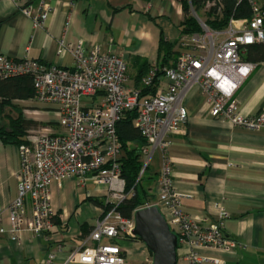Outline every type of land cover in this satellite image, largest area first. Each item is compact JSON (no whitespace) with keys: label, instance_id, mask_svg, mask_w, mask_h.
<instances>
[{"label":"built area","instance_id":"2783aa9c","mask_svg":"<svg viewBox=\"0 0 264 264\" xmlns=\"http://www.w3.org/2000/svg\"><path fill=\"white\" fill-rule=\"evenodd\" d=\"M12 1L34 27L42 26L50 9L46 0ZM241 1L244 0H235ZM246 1L250 15L230 16L222 28H210L199 19L200 30L181 39L182 50L173 64L160 67L156 62L151 63L140 78L139 88L127 86V64L123 56L99 44L87 49L82 41L59 39L57 55L70 53L71 67L44 64L27 55L16 59L0 54V77L30 75L32 99L56 105L61 126L56 132L30 130L26 142L16 146V196L6 207L0 204V235L7 234L9 240L18 243L26 232L32 235L48 232L55 214L50 191L55 180L74 178L82 185L91 174L96 185H105V203L118 204L133 195V190H125L121 176L122 149L116 122L126 112L134 111L133 124L145 141L140 150L143 166L137 180L144 174L153 153L158 151L161 155L156 199L144 202L137 209L158 207L170 230L177 235L178 246L185 249L188 264L208 261L205 251L230 253L236 246L243 247L225 235L227 212L222 205L217 203L218 218L208 224H202L207 220L205 217L196 218L183 211V195L173 187L167 153L170 135L187 120L184 96L193 87L200 89L211 116L226 119L234 127L245 130L264 128V108L244 115L234 98L254 68V63L243 59V54L250 46L264 42V4L261 0ZM204 6L211 11L217 6V14L222 8L220 0H206ZM144 89H147L145 94ZM133 213L125 218L114 207L103 212L83 245L71 251L62 264H127L118 239L134 236ZM4 214L7 228L3 225ZM103 239L107 241L102 242ZM88 241L94 244L88 246ZM54 257L49 253L47 260Z\"/></svg>","mask_w":264,"mask_h":264},{"label":"crops","instance_id":"0c3cea01","mask_svg":"<svg viewBox=\"0 0 264 264\" xmlns=\"http://www.w3.org/2000/svg\"><path fill=\"white\" fill-rule=\"evenodd\" d=\"M182 1L46 0L49 12L42 26L34 27L12 0H0V54L16 59L27 55L44 64L71 67L70 53L57 55L59 39L82 41L87 49L99 44L123 56L127 86L139 88L148 66L165 62L163 53L158 52L161 34L173 46L172 51L178 54L182 50L178 46L185 37L180 31ZM249 51L243 59L254 63V68L234 94L244 115L264 108V58L249 60ZM167 59L170 64L174 57ZM12 104L31 123L26 134L30 130H61L56 105L32 98L12 100ZM184 105L187 120L170 135L167 153L173 187L183 195L182 209L193 217H205L202 224H208L218 218L217 203L222 205L227 212L225 235L244 245L230 253L205 251L209 259L204 264H264V128L245 130L211 116L198 87L185 94ZM9 114L5 111L2 116ZM144 146H139L140 150ZM160 165L161 155L155 151L141 180L147 199H156ZM17 168L16 146L0 141V204L4 207L16 196ZM50 191L55 212L52 228L39 235L26 232L18 243L9 240L7 234L0 235V264H62L71 251L83 245L103 214L102 207L85 199H106L105 185H96L91 174L82 185L74 178L55 180ZM3 225L8 227L5 214ZM118 242L125 250L127 264H151V253L141 240L124 237ZM184 252L177 247V264H188ZM49 253L55 256L50 261Z\"/></svg>","mask_w":264,"mask_h":264},{"label":"trees","instance_id":"16d2710c","mask_svg":"<svg viewBox=\"0 0 264 264\" xmlns=\"http://www.w3.org/2000/svg\"><path fill=\"white\" fill-rule=\"evenodd\" d=\"M195 9H199L206 0H190ZM183 2L184 17L180 24V31L182 34H191L198 32L200 29L194 18L187 15V2ZM222 4L221 12L217 14V6L213 7L212 13H215L213 20H208L206 24L210 28H222L226 25L230 16L235 18H246L250 15L251 9L247 1L236 3L235 0H220ZM172 45L161 34L159 38L158 52L163 53L162 66H170L173 64L176 54L172 51ZM250 51L248 59L259 60L264 58V42L257 43L248 48ZM253 54V55H252ZM174 57L172 63L167 61L169 57ZM160 74V73H159ZM143 94L147 93V89L142 91ZM34 96L33 81L30 75H16L8 77H0V118L4 113L5 108H9L14 115H9L8 125L0 124V141L5 144L17 146L25 143L26 129L31 124L30 121L23 119L22 111L20 108L12 104V100L16 99H30ZM136 116L134 111H128L125 115L116 122V133L121 145V176L125 180V190H133V195L125 198L118 204L105 203L104 200L98 198L86 197L93 204L103 208V212L110 208L120 213L125 218H130L132 213L147 199L145 191L141 188V180L143 175L137 180L139 172L142 169L140 147L131 146V142H140L141 145L145 144L144 139L141 137L139 130L134 126L133 119ZM140 145V146H141ZM147 169V167L145 168ZM84 233V231H83ZM136 237V236H135ZM138 238V237H137Z\"/></svg>","mask_w":264,"mask_h":264},{"label":"water","instance_id":"95a60500","mask_svg":"<svg viewBox=\"0 0 264 264\" xmlns=\"http://www.w3.org/2000/svg\"><path fill=\"white\" fill-rule=\"evenodd\" d=\"M134 229L151 253V264H177V235L173 233L158 207L151 205L133 213Z\"/></svg>","mask_w":264,"mask_h":264},{"label":"rangeland","instance_id":"374dc122","mask_svg":"<svg viewBox=\"0 0 264 264\" xmlns=\"http://www.w3.org/2000/svg\"><path fill=\"white\" fill-rule=\"evenodd\" d=\"M183 1L187 2V10H188L187 15H188V17L194 18L196 20L199 29H200V25L198 22L199 19L204 21L205 23L208 20L214 19V15L212 14L211 9L206 8V6H204V4L199 9H195L189 0H183ZM193 9H194V12H193ZM178 46L181 47L180 43H178ZM5 111H9L10 114L12 113L14 115V112H12L9 108L4 109V112ZM8 122H9V118L7 116L1 115L0 124L8 125ZM140 145H141L140 142H135V144L133 146L139 147ZM144 176H145V173L143 174V177ZM143 177H142V179H143ZM133 239L134 240H140L139 238H137L135 236H133Z\"/></svg>","mask_w":264,"mask_h":264}]
</instances>
